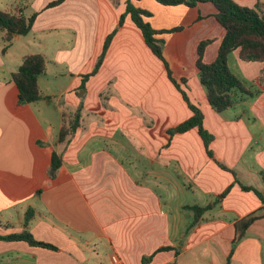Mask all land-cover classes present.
Wrapping results in <instances>:
<instances>
[{
	"label": "crops",
	"instance_id": "1",
	"mask_svg": "<svg viewBox=\"0 0 264 264\" xmlns=\"http://www.w3.org/2000/svg\"><path fill=\"white\" fill-rule=\"evenodd\" d=\"M52 1L5 8L37 15L28 34L14 36L5 52L0 45V264H105L112 254L123 264H264L263 204L216 162L264 195V87L225 111L209 105L194 61L201 40L211 41L204 62L216 58L224 29L213 17L214 6L132 0L150 12L145 19L154 29L181 27L159 38L172 76L186 78L182 88L214 137L210 158L197 128L168 134L192 113L129 15L81 87L126 0H64L47 7ZM232 1L258 5L264 14V0ZM21 39L38 51L10 52ZM32 53L46 60L38 77L42 98L22 105L11 73ZM231 60L242 81L259 77L263 62L241 60L236 51ZM42 76L65 81L57 91L48 82L45 91ZM80 105L78 127L60 142V128ZM53 151L61 165L51 172ZM228 187L226 197L189 228L193 212L187 206L212 203ZM253 212L261 216L234 243L235 220ZM24 231L55 248L1 238ZM164 246L177 254L157 251Z\"/></svg>",
	"mask_w": 264,
	"mask_h": 264
},
{
	"label": "trees",
	"instance_id": "2",
	"mask_svg": "<svg viewBox=\"0 0 264 264\" xmlns=\"http://www.w3.org/2000/svg\"><path fill=\"white\" fill-rule=\"evenodd\" d=\"M64 0H54L50 2L47 7H53ZM162 5L176 6L183 4L186 7H194L200 2L211 3L215 8L214 19L223 27L224 35L220 39L217 54L214 61L209 63L204 62V51L210 40H201L196 47V61L194 66L197 70V75L201 82V85L205 91L207 101L211 108L216 112L225 111L235 107L240 101L254 98L262 92L264 87V14L259 13L256 5L254 8L247 6H240L232 0H155ZM37 13L34 12L29 16H26L21 8L12 10L0 9V36L3 43L2 52H5L7 47L12 42L14 36H25L32 29V24L36 18ZM126 15H129L132 22L140 29L142 38L151 52L163 62L167 76L174 84L176 89L180 92L183 100L187 103L188 109L191 111V116L182 123L176 125L174 128L168 129L169 135L175 133H183L189 129L197 128V132L201 137L203 145L206 150V154L213 158L212 151L209 148L210 143L213 140V135L209 133L203 125V114L201 109L193 104L187 92L182 88L186 86V78H181L178 82L173 76L172 71L165 61L162 44L163 40L159 38L162 33H172L179 31L180 26H175L170 29L156 30L149 21L145 18L150 16V12L136 6L132 0L125 1V11L120 15L117 26L106 36L102 50L98 55L94 68L88 74L82 76L81 87H84L85 81L92 75H94L100 65L102 64L105 53L110 45L112 37L116 33L119 26L124 22ZM236 51L238 57L241 60L258 61L263 62V66L260 70L259 77L250 82L242 81L237 75H235L228 67L229 55ZM46 70V60L41 53H32L24 55L21 59V63L18 68L11 73V80L15 83L18 90V103L29 104L36 102L42 98L38 77ZM81 105L70 116L68 124L62 125L59 131L58 140L64 141L66 137L72 134L79 125L80 121ZM217 164L223 168V170L230 171L234 175V181L245 191H252L258 197L263 204L264 210V195L261 191L253 186H247L235 177L236 173L230 168L224 166L222 163L216 161ZM61 165V158L56 152H52L50 167L53 171H56ZM230 190V187L226 188L214 199L212 203L205 206H199L197 204L187 206L193 212V219L190 222L189 228L197 223L201 219V216L210 209L220 199L225 198ZM29 212V211H28ZM31 212V211H30ZM26 216V220L28 215ZM261 215L257 212H253L247 216H243L234 222V239L236 243L246 234V230L249 225L258 219ZM6 240H23L32 246H40L46 248H55L54 245L36 240L32 234L28 231H24L19 234H11L6 237H1ZM174 249L177 254L176 248L171 246H164L157 249V251ZM152 256L143 258V263L150 260Z\"/></svg>",
	"mask_w": 264,
	"mask_h": 264
},
{
	"label": "rangeland",
	"instance_id": "3",
	"mask_svg": "<svg viewBox=\"0 0 264 264\" xmlns=\"http://www.w3.org/2000/svg\"><path fill=\"white\" fill-rule=\"evenodd\" d=\"M21 2H23V0H0V9H5V8H10V7H12V6H15V5H18L19 3H21ZM22 41H19V42H17V43H15L14 45H13V48H12V50L10 51V52H14V54L16 55V54H18V53H27V52H29V51H32V52H36V51H38V49L35 47V45H27V44H25L24 42H23V40L24 39H21ZM3 41H2V39H1V36H0V45L3 47ZM162 50H163V44H162ZM186 56H187V53L186 54H181V57L183 58L184 57V61H183V65H185V67H186V61H187V58H186ZM235 61H232L231 60V62H229L228 63V67H229V69L232 71V72H237L238 74H239V76L238 77H242L243 79H245V76H244V74L242 73V72H238V70H237V67H236V64L234 63ZM173 63V62H172ZM234 73V74H235ZM44 76V75H43ZM41 77V79H40V83H41V85H42V90H43V88H44V90H45V87H46V83H48L49 82V88L50 87H52V90L53 91H57V89H58V83L60 82V81H65V80H62L60 77H58L57 79L56 78H51V77ZM46 91V90H45ZM50 94H51V92L49 91V90H47ZM56 94H57V92H55ZM56 94H55V96H53L54 97V99H56ZM53 99V100H54ZM47 100H52V98H48ZM53 170L51 169V172H52Z\"/></svg>",
	"mask_w": 264,
	"mask_h": 264
},
{
	"label": "built area",
	"instance_id": "4",
	"mask_svg": "<svg viewBox=\"0 0 264 264\" xmlns=\"http://www.w3.org/2000/svg\"><path fill=\"white\" fill-rule=\"evenodd\" d=\"M105 264H123V263L121 262V260L119 259V257L116 254H112L109 257L108 262Z\"/></svg>",
	"mask_w": 264,
	"mask_h": 264
},
{
	"label": "water",
	"instance_id": "5",
	"mask_svg": "<svg viewBox=\"0 0 264 264\" xmlns=\"http://www.w3.org/2000/svg\"><path fill=\"white\" fill-rule=\"evenodd\" d=\"M83 93V94H82ZM79 95H84V90H82V92L81 93H79Z\"/></svg>",
	"mask_w": 264,
	"mask_h": 264
}]
</instances>
